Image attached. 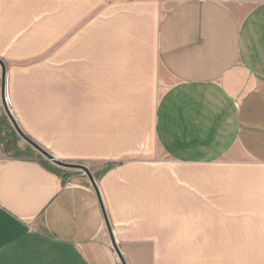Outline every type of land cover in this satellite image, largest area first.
I'll list each match as a JSON object with an SVG mask.
<instances>
[{"label": "crops", "instance_id": "0c3cea01", "mask_svg": "<svg viewBox=\"0 0 264 264\" xmlns=\"http://www.w3.org/2000/svg\"><path fill=\"white\" fill-rule=\"evenodd\" d=\"M0 60L12 114L47 148L76 147L78 83L82 100L94 84L105 99L110 68L117 85L163 86L168 155L98 165L97 190L16 154L0 64V264H122L105 215L127 264H264V0H0ZM88 134L91 151L109 146ZM222 162L216 189L170 166Z\"/></svg>", "mask_w": 264, "mask_h": 264}, {"label": "rangeland", "instance_id": "374dc122", "mask_svg": "<svg viewBox=\"0 0 264 264\" xmlns=\"http://www.w3.org/2000/svg\"><path fill=\"white\" fill-rule=\"evenodd\" d=\"M79 60H81V58H78V61ZM109 72V85H103L105 92L103 94L105 97L104 100H100L102 96V94H100L102 88L100 84L93 85L92 90L94 93L92 94V99L82 100L84 96H91L87 94L89 90L87 89V92H85V86H81L80 83H78V100L73 102L76 104L77 110L76 119L78 133L75 142L76 147L47 148L43 145L44 148L55 155H60V159L64 161L83 163L94 172V175L95 168L98 165H105L106 163L110 166L111 164L124 165L144 161H155L158 163L166 161L168 155L159 147L155 137L156 109L164 87L159 86L157 83L134 87L117 85L114 82L123 79V77L118 75V73L122 71L116 68H110ZM83 91L86 93L85 95ZM107 96L108 99L106 100ZM91 126L92 138H98L99 135H101L103 141L106 139L107 141L109 140V146L106 147L105 145V147H101L102 150L98 146L95 151H91L86 147V143L88 142V140L86 141V136L88 137ZM12 128L14 130L13 132H15V138L13 142H7L9 150H14L16 154H37L51 164H54L19 136L13 126ZM18 141L21 142V144L18 145ZM52 144L53 143L50 141L45 145ZM112 153H118L117 158H112ZM170 166L172 167L174 180L178 182L179 185L185 188L196 189V184L186 181L182 177L201 176L204 174L206 177L210 178V181L206 182V185H208L206 188L216 189V181L211 180L213 174H215L214 176L216 177V171L228 172L230 165L222 162L197 167L180 166L176 163H172ZM57 167L66 172L85 173V171L80 168H66L58 165ZM205 199L209 200L213 199V197H206Z\"/></svg>", "mask_w": 264, "mask_h": 264}, {"label": "water", "instance_id": "95a60500", "mask_svg": "<svg viewBox=\"0 0 264 264\" xmlns=\"http://www.w3.org/2000/svg\"><path fill=\"white\" fill-rule=\"evenodd\" d=\"M0 64L2 65V101H3V105L5 108L6 113L8 114L12 125L14 127V129L16 130V132L19 134V136H21L24 140H26L32 147H34L35 149H37L39 152H41L48 160H50L52 163L61 166V167H75V168H80L82 170L85 171V173L88 175V177L90 178L93 186L98 190L97 184H96V179L94 177V174L92 172V170L84 165L83 163H71V162H67L64 161L58 157L55 156V154L51 153L50 151H48L46 148H44L42 145H40L36 140H34L33 138H31L29 135H27L23 129L20 127L19 123L17 122L15 116L12 114L10 107L8 105V101H7V96H6V66L4 64V62L2 60H0ZM106 218V223L110 232V237L112 240V243L114 245V248L117 251V254L122 262V264H127L119 245L116 242L112 227L110 225V222L107 218V216L105 215Z\"/></svg>", "mask_w": 264, "mask_h": 264}]
</instances>
